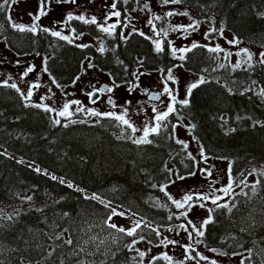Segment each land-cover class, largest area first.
I'll return each mask as SVG.
<instances>
[{
  "label": "trees",
  "instance_id": "16d2710c",
  "mask_svg": "<svg viewBox=\"0 0 264 264\" xmlns=\"http://www.w3.org/2000/svg\"><path fill=\"white\" fill-rule=\"evenodd\" d=\"M180 6L207 25L227 29L249 49L264 52V0H182ZM11 24L6 5L0 9V41L14 53L53 52L48 69L62 84L75 79L88 57L117 83L133 81L138 67L165 71L182 64L203 76L204 83L192 89L189 104L177 113L192 122L207 157L230 160L233 183L254 167L261 170L256 183L230 198L228 208L212 206L201 245L246 254L245 264H264V64L254 60L234 67L205 46L180 60L166 41L158 53L152 38L136 32L124 41L115 37L101 52L92 45L51 42L46 32H20ZM10 85L0 84V147L11 154L0 151V264H146L128 246L140 236L156 242V233L141 226L136 237H129L108 227L112 208L85 192L161 228L183 223L161 188L175 176L191 174L195 163L176 142L172 122L158 136L150 135L152 144L137 145L130 129L108 116L90 121L79 114L77 123L61 119L57 124L51 112L28 103Z\"/></svg>",
  "mask_w": 264,
  "mask_h": 264
},
{
  "label": "rangeland",
  "instance_id": "374dc122",
  "mask_svg": "<svg viewBox=\"0 0 264 264\" xmlns=\"http://www.w3.org/2000/svg\"><path fill=\"white\" fill-rule=\"evenodd\" d=\"M55 1L56 0H50L49 5L51 7L49 6V9L52 8V5ZM121 1H123L122 4L127 6L126 8L128 9V13L125 15V17L128 19V21L125 23V25L121 24L120 27L116 29L115 34L112 33L109 37L108 35H106V37H101L100 34L97 36L91 34L92 37L88 34H80L79 36L69 37L71 41L75 42L80 47L81 45H96L98 47L104 48L106 46L108 47L109 41L113 40L115 37L124 41L129 37L130 34L136 32L144 33L145 36L152 38L154 42L159 40L164 43L166 41L170 48L175 47L177 49H181L184 47H191L193 43H198L199 45L205 46L206 48L218 46L225 50L224 52L216 53L221 63H229L234 67L244 66L254 60H259L261 52L258 50L253 51L252 49L244 46V44H242L227 29L216 28L207 25L203 20L194 18L186 7L180 6L181 3L163 5L161 0H127L126 3L124 0H113L114 3L117 2L118 4ZM145 3L148 4L147 9L144 7ZM95 5H101V1L98 0ZM7 7L11 23L24 25L26 27L36 23L32 17L39 14V3L37 0H16L15 3L10 2V5H7ZM87 7L89 8L90 6L87 5ZM82 11L83 10L81 9V12ZM168 11L187 12L189 15H176L168 17L166 16ZM111 12H115L114 9H111ZM47 13V15L41 16L37 23L41 27L51 29L53 27L55 18L57 19V14L56 12L52 11V9L48 10ZM73 13L74 14L71 15H75V12ZM157 15L161 17L160 20L153 19V17ZM150 20L152 21L151 24H149ZM101 22L103 23L101 24L103 27L113 24L111 21L108 22L107 20H102ZM66 23L67 14L62 13L59 27L66 28ZM193 23L198 24V27L195 31H193L191 28H189L187 33H181L178 31L174 32L171 30L172 27L177 25L189 26ZM213 29H216L217 31H212ZM156 32H160L161 34L157 36ZM164 32H167V36L164 35ZM99 38L102 39L101 42H98L100 40ZM229 41L236 42L230 44ZM244 49H247L253 54V59L251 61H247V56L243 52ZM228 53H231V55H227ZM181 54L182 53L177 51L174 56L179 57ZM21 59L28 60L34 68L43 70L44 67L47 66L48 57L40 54L20 57V55H17L8 48L7 43L4 40L0 41V84H15L17 88L20 89L21 93H23V96L28 103L33 105H41L42 108L47 106L53 109L51 113L53 119L56 121L61 119L69 121L67 117H61L58 115V113L63 110L65 103H71L72 101H80V106L87 110H97L96 105L99 103V98H94L93 96L90 97L85 91V88L88 86V83L93 77V73L96 79L112 84L116 88L123 90L126 96L123 99L124 103L119 102L113 107V109H103L99 110V112L105 114L111 112L115 115H123L126 111V118L129 119L137 129H143L146 123L152 122L155 115L153 112L154 106L156 107L157 111L163 112L167 110V107L171 103L170 96H167L163 100L165 108H160V104L158 103L154 104L148 100H141L138 93L140 89L146 86V84L152 83L153 85L157 86L156 89H160L161 87L165 86L164 82L166 74L169 70H171L176 81L174 83L175 87L173 88V91H175L176 94L173 93L172 95L176 97V100L181 106L183 105L180 103L181 101L186 98L189 99V96H187V89L191 86V84L196 83L198 85L200 83V79H204V77L201 75L189 73L182 64H175L165 71H148L143 67H138L135 72L134 84L121 85L116 83L107 72L103 71L98 66L92 65V63L89 61H84L82 73L79 75L78 79L70 84L68 83L64 85L58 82L53 83L52 86L55 88L57 93L55 97L48 98L50 94H47L46 91H43L39 87L33 88L32 83L29 84L28 82L24 81L20 69L17 66ZM47 76L48 78L51 77V74H49L48 71ZM51 79L53 80L52 77ZM57 84H59L60 87H57ZM29 91L32 93L31 97H28L27 95ZM92 100H95L96 102L92 103ZM70 111L73 112L71 120H75V116L79 114L89 117L90 121L99 118L96 116H90L86 112L78 111V106L75 104L72 105ZM169 122H172V125L176 126L174 128L175 139L183 141L188 145L186 149L188 150L189 156L194 158L195 169L193 172L195 175L189 174L182 176L184 179H178L177 176H175L172 182L167 185H163L162 187L165 188V191L176 200H181L186 194L193 195L194 200L190 203L194 204L195 206H193L188 212L187 219L184 218L185 221L178 224L187 225L188 231L193 232V238L189 239L188 232H185L182 228H179L178 225L161 228L155 223H152L132 213L131 211H128L119 205L110 203L98 196V201L103 204H109V207L112 209L114 208L117 212L124 214L123 216H113L109 223L114 222L117 224V226L124 227L125 229H131L137 221H140L141 226H145L150 229L156 228L159 230L161 235L158 236L156 242H150L144 238L142 240H137L133 245L136 250L146 253L145 257L142 259L146 264H152V261L155 257H162L164 254L172 257V261L177 257L182 261V264H202V261L210 264L211 260H215L217 264H241L242 261L243 264H245L246 254L219 255L218 252L221 251L217 250V252H213L211 249H205L202 247L201 243H196V239L200 238L195 237V233L192 229V226L188 224V220H191L193 224L199 228L205 219L212 217V212L210 213L208 211V209H212V206L214 205L211 203V198H214V196H219L221 197V199L218 201L219 204L228 203L230 198L243 191L246 186L257 182V171L259 167H254L251 169L240 182L233 183L230 173V160H214L213 158L207 157L204 154V156L207 157V160H205L200 155L203 149L201 144L193 135V124L188 118H185L182 115L179 116L176 110L169 115L167 121L164 122V126ZM119 125L121 127L124 126L120 122ZM142 134V131H137L133 134V137L139 138L142 136ZM0 151L10 154L2 147H0ZM23 161L31 167L40 170V167L37 164L28 160ZM213 165H216V170H212ZM204 170L211 171L212 175L208 176L207 171ZM44 172L51 175L52 177L55 176L58 180L62 179L64 183L71 184L69 181L60 176L54 175L48 171ZM229 183L232 184V189L228 194L220 191V189L227 187ZM85 195L90 198L94 196V194L87 192H85ZM197 195H205L209 196L210 198L204 201H199L195 199ZM199 204H204L205 206L201 208L199 207ZM172 206L174 208L172 213L181 216V212L184 210H178L174 204ZM169 228H171L172 231H169ZM165 238L167 240L177 241V243L164 244L162 241L165 240ZM188 246H190V248L188 251H186V247ZM200 255L208 257V260L199 259ZM156 260L163 262V264H169L168 261L163 259Z\"/></svg>",
  "mask_w": 264,
  "mask_h": 264
},
{
  "label": "snow or ice",
  "instance_id": "6c2138e0",
  "mask_svg": "<svg viewBox=\"0 0 264 264\" xmlns=\"http://www.w3.org/2000/svg\"><path fill=\"white\" fill-rule=\"evenodd\" d=\"M16 0H11V3H15ZM58 2L60 3H64V2H70V3H75L76 0H58ZM124 2L126 3L127 0H124ZM49 3H50V0H40V7H39V14L38 15H34L32 18L34 21H39L40 17L41 16H45L47 15V11L46 9L49 7ZM161 3L163 5H169V4H180L182 3V0H161ZM6 5H10V0H3V3L0 4V9H4V7ZM111 7L113 9L116 8V3H113L111 5ZM144 7L147 9L148 8V4L145 3ZM150 10V9H149ZM113 15L117 18H119L121 16V13L119 11H115L113 12ZM176 15H182V16H188L189 14L187 12H175V11H168L166 13V16L168 17H171V16H176ZM110 18V17H109ZM10 19V17H9ZM74 19H78V20H81L83 21L84 23L86 24H96L98 28H100V31L104 32V33H107L109 35L112 34V31L117 27L116 24H111V25H108L107 27H103L101 25L98 24L97 20L95 17H93L92 19H85L84 16H72L71 14H69L67 16V20L68 21H71V20H74ZM154 20H160L161 17L160 16H154L153 17ZM152 21L150 20L149 21V24H151ZM11 27L13 29H16L20 32H35L36 29L39 27V24L38 23H33L31 26H24V25H18V24H15V23H12L11 24ZM154 27V26H153ZM198 27V24L196 23H193L189 26H183V25H177V26H174L172 27V31L176 32H181V33H187L189 28H191L193 31L196 30V28ZM42 31L44 32H48L49 29L48 28H43ZM212 31H217L216 29H213ZM161 33L160 32H156V35L159 36ZM51 35L61 39V40H67L69 43H71V39L67 36H64L62 35L59 31H52L51 32ZM140 35H144V33H140ZM164 35L167 36V32H164ZM207 38V36H206ZM236 41H229L230 44L232 43H235ZM81 47H87V45H81ZM197 47H202V45H199L198 43H193L191 45V47H184V48H181V49H177L175 47H171V54L172 55H175L177 53V51H179L180 53H182L178 58L180 60H184L185 59V55L186 53L188 52H191L193 49L197 48ZM155 48H156V51L159 53V52H163L164 51V48L162 47V41H155ZM207 50L209 52H213V53H218V52H224L225 50L220 48V47H209L207 48ZM99 51L103 52L104 51V48L101 47L99 49ZM244 54L247 56V61H251L253 59V54L251 52H249L247 49H244L243 50ZM227 55H231V53H228ZM260 64H264V52H261L260 53V57H259V61H258ZM45 64H46V61H45ZM91 67V65H90ZM249 67H251V64H249ZM34 70V67L33 66H30L27 68V70L23 73L24 76H27L28 73L32 72ZM45 72L48 71L47 67L45 66L44 69H43ZM78 79V77H77ZM168 81H172L173 83H175V77L172 75V72L171 70H169L166 74V79H165V86H164V90L163 92L165 94H168L171 98V103L170 105L167 107V110L166 111H157L156 107L154 106L153 107V112L155 113L154 115V118L152 120V122L150 123H146L145 127L143 129H137L131 122L129 119H127V112L125 111V113L123 115H115L114 113H101L95 109H92V110H87L85 108H83L81 105V102L80 101H72L71 103H65L64 106H63V110L60 111L58 113L59 116L61 117H67L69 119V122L71 123H77V121L75 120H71V117L73 115V112L70 111L71 107L73 104L77 105L78 106V111H81V112H86L88 115L90 116H96V117H101V116H104V115H107L109 118H113L115 120H118L121 124H123L124 126H126L127 129H130L131 130V133H136L137 131H142V136L139 137V138H135L133 140V143L137 144V145H141V144H152L153 143V140L149 139L150 135H159L160 134V131H161V128L164 126V122L167 121L169 115L173 112L176 111V108H175V105L177 103V100H176V97L174 95H172V92H173V89L170 88L168 86ZM53 83H56L55 79L53 78ZM200 83H204V79L201 78L200 79ZM10 87L12 88H15L18 92L20 91L19 88H17V86L15 84H12L10 85ZM33 88H38L39 85L38 84H33L32 85ZM57 87H60L59 84H57ZM197 87V84L196 83H193L191 84V86L187 89V96H190L191 95V92H192V89L196 88ZM106 91L108 93H111L113 91L112 88H106ZM262 96H264V90L261 91L260 93ZM23 95V93H22ZM28 97H31L32 93L31 91L28 92ZM95 95V93H89V96H93ZM150 99L152 100H160V94H150ZM110 102H111V98H109ZM96 101L95 100H92V103H95ZM180 103H182L183 105L187 106L189 104V99L186 98L184 99L183 101H181ZM115 106V105H113ZM35 107H41V105H35ZM44 111L46 112H51L53 111V109L47 107V106H44ZM80 123H84L85 121H79ZM55 123L59 124L60 121L57 120L55 121ZM64 127H67V124L63 125ZM176 126L173 125V128H175ZM177 143L179 144H182L183 147L186 149L188 147V145L186 143H184L183 141H180V140H177L176 141ZM200 155L205 159L207 160V157L204 156V153L203 151H201ZM194 159V158H193ZM37 171H39V169H37ZM204 171H207V170H204ZM262 175H264V173H261ZM191 175H195V173H191ZM207 175L208 176H211L212 173L211 171H207ZM178 179H184V177L182 176H178L177 177ZM52 179H57L55 176L52 177ZM61 183H64V181L61 179L60 180ZM68 187H72L71 184H68ZM232 189V184L229 183L227 187L225 188H222L220 189V191L224 192L225 194H228ZM255 190L254 186H253V191ZM161 191H164L165 194L168 196V199L172 202V204L175 205V207L178 209V210H184L181 212V216H183L185 219H187L188 217V212L191 210V208L193 206H195L194 204L190 203L194 200V197L193 195L191 194H186L183 196V198L181 200H176V199H173V197L171 195H169L166 191H165V188H161ZM92 199H97L99 200V197L98 196H93L91 197ZM210 197L209 196H205V195H197L195 197L196 200H199V201H204V200H207L209 199ZM31 199V198H29ZM221 199V197L219 196H214V198H211V203L214 204V205H217L219 208H228V204H219L218 201ZM205 205L204 204H199V207L203 208ZM105 207H109V204H105ZM208 211L211 213L212 211H214V209H208ZM230 211V209H229ZM124 214L123 213H120V212H117L114 208L111 210V213L108 217V220L111 221L112 217L113 216H123ZM172 217H169V219H171ZM179 218V217H177ZM212 222L211 221V217H209L208 219H205L201 226L199 228L196 227L195 224H193V222L191 220H188V224L192 226V229L195 233V237L197 238H200V237H203L204 236V228L207 226L208 223ZM107 223V226L114 229L115 231L117 232H120V233H124L125 235L129 236V237H136L137 236V229H139L141 227V223L140 221H137L134 226L131 228V229H125L124 227H120V226H117L116 223ZM179 228H182L185 232H188V236H189V239H192L193 238V232H189L188 231V226L187 225H184V224H181V225H178ZM169 231H172L171 228L168 229ZM152 231L156 233L157 236L161 235L159 230L156 229V228H152ZM139 239H144L143 236H140ZM67 243H71V241H66ZM196 243H202L203 241L201 239H196L195 241ZM162 243L164 244H175L177 243V241H173V240H167L165 238V240L162 241ZM130 250H133V245H129L128 246ZM190 248V246L186 247V251H188ZM138 252V255L139 257L141 258V260L145 257L146 253L143 252V251H139V250H136ZM211 251L213 252H217L216 249H211ZM219 255H227V253L225 252H218ZM156 259H163L165 261H168L169 264H171V261H172V257L168 256L167 254H164L162 257L158 256V257H155L154 260L152 261V264H155V260ZM199 259L201 260H208V257L206 256H203V255H200L199 256ZM210 264H217V262L215 260H211L210 261ZM241 264H243V261L241 262Z\"/></svg>",
  "mask_w": 264,
  "mask_h": 264
},
{
  "label": "flooded vegetation",
  "instance_id": "af4514ba",
  "mask_svg": "<svg viewBox=\"0 0 264 264\" xmlns=\"http://www.w3.org/2000/svg\"><path fill=\"white\" fill-rule=\"evenodd\" d=\"M37 1L39 3V7H40V0H37ZM97 1L98 0H76L75 3H70V2L60 3V2H58V0H56L54 2V4L52 5L51 9H52V11L56 12L57 19L55 18L54 23H53V27L51 29H49V31L46 33L51 35L52 31H59L62 35L67 36V37L79 36L80 34H88L91 37H92V35L97 36L98 34H100L101 37H104V36L106 37V35H108V37L110 36L109 34L100 31V28H98L96 24H86L83 21L78 20V19H74L71 21L67 20V23L65 25L66 28L59 27V23L61 20V14L62 13H65L68 16L69 14H74L73 12H75V15H72V16H84L85 19H89V20L92 19L93 17H95L99 25L103 24L101 22L102 20L103 21L107 20L108 22L111 21L113 24L117 25V27L112 31V33L115 34L116 29L118 27H120L121 24L125 25V23L128 21V19L125 17V15L128 13V9L126 8L127 6L122 4L123 1L119 2V4L117 2H115L116 8L114 9V11H119L121 13V16L119 18H117L113 15V12H111V9H113L111 7L112 3H114L113 0H100L101 5H99V6L95 5V3ZM109 4H110V6H109ZM87 5H89L90 7L88 8ZM128 8H131V7H128ZM51 9H49V7H48L46 9V11L51 10ZM81 9L83 10L82 12H81ZM34 22L37 23V21H34ZM43 28L44 27L39 26L36 29V31L33 33L44 32V31H42ZM51 36L52 37H49V38H51V42H57V40L58 41L61 40V39H59L53 35H51ZM99 39L100 40L98 42H101L102 39L101 38H99ZM61 41L69 43L67 40H61ZM69 44L76 45V46L80 47L78 44H76L73 41ZM93 46L95 47L96 50H99L101 48V47H98L96 45H93ZM108 49H109V47H107V46L104 47V52L107 51ZM16 54L20 55V57H25L26 55H34V54H40V53L24 52V53H16ZM40 55L47 56L48 57L47 63H48V61L53 57V52L48 53V54H40ZM85 61H89L90 63H92V65L97 66L94 64V61L92 60L91 57H88ZM17 66L20 69V72L24 78V81L28 82L29 84L32 83V85L38 84L39 88H41L43 91H46L47 94H50V96H48V98L55 97L57 92H56L55 88L52 86L53 80L51 79V77L54 78L55 81L58 83H60L61 81H58V79L49 71L48 65L46 67L48 69L49 74H51L50 78H48L47 72H45L42 69H36V68H34V70L32 72L28 73L27 76H24L23 73L27 70L28 67L32 66L30 61H28V60L21 59ZM81 73H82V70L75 77V79L73 81H75L77 79V77H79V75H81ZM73 81H71V82H73ZM62 83L63 82H61L60 84H62ZM119 84L131 85V84H134V80L131 82L119 83ZM62 85H64V84H62ZM106 85H107V88L113 89V91L111 93H108L106 91V89H104V87ZM168 86L172 89L175 87L174 83L172 81H168ZM156 88H157L156 85L149 83V84H146V86H144L142 89H140L138 94H139L141 100H143V101L148 100L154 104L158 103V104H160V108H165L163 100L169 95L165 94L163 92L164 86L161 87L160 89H156ZM49 89H51V92H49ZM85 91L88 95H89V93H95V95H93V97L99 98V103H98V105H96V108L98 111L103 110V109H113V107H114L113 105L116 106V104L119 102L124 103L123 99L126 97L123 90L116 88L112 84L105 83V82H102V81L96 79L94 76V73H93V77H92L91 81L88 83V86L85 88ZM173 93L176 94L175 91H173L172 94ZM150 94H160V100L150 99ZM109 98H111V102H110ZM180 107L181 106L177 101V103L175 105L177 112L180 109Z\"/></svg>",
  "mask_w": 264,
  "mask_h": 264
},
{
  "label": "water",
  "instance_id": "95a60500",
  "mask_svg": "<svg viewBox=\"0 0 264 264\" xmlns=\"http://www.w3.org/2000/svg\"><path fill=\"white\" fill-rule=\"evenodd\" d=\"M107 88V85L104 87V89ZM49 92H51V89H49ZM216 169V165L212 166V170ZM171 264H182V261L178 259L177 257L171 262Z\"/></svg>",
  "mask_w": 264,
  "mask_h": 264
}]
</instances>
